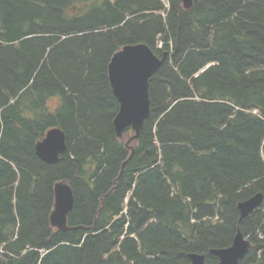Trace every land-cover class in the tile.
Masks as SVG:
<instances>
[{"label":"trees","instance_id":"obj_1","mask_svg":"<svg viewBox=\"0 0 264 264\" xmlns=\"http://www.w3.org/2000/svg\"><path fill=\"white\" fill-rule=\"evenodd\" d=\"M135 44L167 59L127 145L109 64ZM53 128L68 150L50 165L36 146ZM238 230L240 264H264V0H0V264H217Z\"/></svg>","mask_w":264,"mask_h":264},{"label":"water","instance_id":"obj_2","mask_svg":"<svg viewBox=\"0 0 264 264\" xmlns=\"http://www.w3.org/2000/svg\"><path fill=\"white\" fill-rule=\"evenodd\" d=\"M183 8L190 10L194 0H181ZM167 53L159 58L146 44L124 46L112 58L109 64V81L114 97L119 103V111L114 119L116 135L122 139L126 129L131 128L135 135L128 141L130 145L137 140L145 121L151 113L150 80L162 67ZM68 150L66 135L60 128L49 130L45 138L36 146L37 156L47 164H56L60 155ZM55 203L51 214V225L62 232L72 229L68 225V215L74 208L72 187L64 182L54 187ZM263 204V195L256 196L238 205L240 221L259 209ZM251 242L239 230L232 245L225 249L211 251L219 261L217 264H239L251 249ZM188 264H207L204 254H191Z\"/></svg>","mask_w":264,"mask_h":264},{"label":"clouds","instance_id":"obj_3","mask_svg":"<svg viewBox=\"0 0 264 264\" xmlns=\"http://www.w3.org/2000/svg\"><path fill=\"white\" fill-rule=\"evenodd\" d=\"M59 103H60L59 98H54V99H52L51 101H49V105H50V107H52V106H56V105H58Z\"/></svg>","mask_w":264,"mask_h":264}]
</instances>
